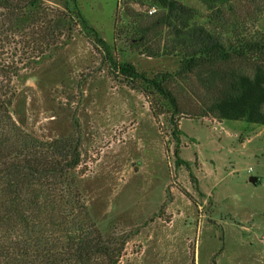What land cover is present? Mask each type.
<instances>
[{
    "label": "rangeland",
    "instance_id": "374dc122",
    "mask_svg": "<svg viewBox=\"0 0 264 264\" xmlns=\"http://www.w3.org/2000/svg\"><path fill=\"white\" fill-rule=\"evenodd\" d=\"M178 1L198 11L197 23L212 27L201 0ZM54 2L45 4L63 10ZM77 2L117 62L150 78L178 70L179 57H149L131 42L126 22L147 14V5ZM220 8L223 39L264 36V0H227ZM151 35L147 46L161 49L166 32ZM0 61L15 74L9 82L15 124L43 142L79 143L73 175L102 237L122 247L117 264H264V126L208 115L210 97L194 75L170 80L182 112L173 116L159 96H144L116 77L80 27L43 43L32 34L15 37L0 45Z\"/></svg>",
    "mask_w": 264,
    "mask_h": 264
},
{
    "label": "trees",
    "instance_id": "16d2710c",
    "mask_svg": "<svg viewBox=\"0 0 264 264\" xmlns=\"http://www.w3.org/2000/svg\"><path fill=\"white\" fill-rule=\"evenodd\" d=\"M46 1L0 0V45H11L15 37L30 34L43 43L54 36L72 35L80 27L103 49L116 77L144 96H159L173 116L182 112L169 89L170 80L194 75L210 97L208 115L219 121L264 126V36L239 37L234 43L223 39L218 33L220 5L227 0H201L210 28L196 22V9L178 0H125L155 9L127 20L132 44L149 57L180 58L174 74L162 72L152 78L113 58L109 45L83 18L77 0H56L63 8L57 11ZM159 31L166 32L162 48L148 47L149 36L160 35ZM238 61L249 63L250 73L235 67ZM230 63L233 66L226 68ZM4 67L0 61V264H117L122 247L102 237L73 175L80 161L79 143L43 142L15 124L9 111V82L15 74L9 75ZM6 77L8 86L2 84ZM173 124L177 139L180 131ZM178 153L176 147L174 156ZM175 162L184 164L179 158Z\"/></svg>",
    "mask_w": 264,
    "mask_h": 264
},
{
    "label": "water",
    "instance_id": "95a60500",
    "mask_svg": "<svg viewBox=\"0 0 264 264\" xmlns=\"http://www.w3.org/2000/svg\"><path fill=\"white\" fill-rule=\"evenodd\" d=\"M249 181H250L252 184H256L257 181H258V178L251 177Z\"/></svg>",
    "mask_w": 264,
    "mask_h": 264
},
{
    "label": "built area",
    "instance_id": "2783aa9c",
    "mask_svg": "<svg viewBox=\"0 0 264 264\" xmlns=\"http://www.w3.org/2000/svg\"><path fill=\"white\" fill-rule=\"evenodd\" d=\"M154 12H155V9H154V8H151V9H149V11H148L149 14H152V13H154Z\"/></svg>",
    "mask_w": 264,
    "mask_h": 264
}]
</instances>
